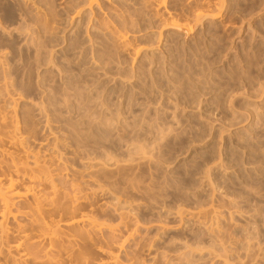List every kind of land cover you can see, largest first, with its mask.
Listing matches in <instances>:
<instances>
[{
	"label": "rangeland",
	"instance_id": "1",
	"mask_svg": "<svg viewBox=\"0 0 264 264\" xmlns=\"http://www.w3.org/2000/svg\"><path fill=\"white\" fill-rule=\"evenodd\" d=\"M0 134L98 237L0 264H264V0H0Z\"/></svg>",
	"mask_w": 264,
	"mask_h": 264
},
{
	"label": "bare ground",
	"instance_id": "2",
	"mask_svg": "<svg viewBox=\"0 0 264 264\" xmlns=\"http://www.w3.org/2000/svg\"><path fill=\"white\" fill-rule=\"evenodd\" d=\"M95 0H89V2L92 4L93 2H94ZM169 19L171 20L170 21V23H169V25L171 26V27H173V28H176V29H182V28H185L186 26H187V24H182V23H180V22H178V20H176V19H173V17L171 16V15H169ZM1 119H3V118H1ZM3 121H5L4 119H3ZM10 134V133H9ZM9 134H7V137H9L10 135ZM1 135V134H0ZM6 135V134H5ZM15 136V135H14ZM1 137H3V138H5L4 136H2L1 135ZM0 137V138H1ZM6 137V138H7ZM11 138L13 137V136H10ZM6 138H5V140H6ZM10 138V140H12V139H14V138H12L11 139ZM7 139H9V138H7ZM15 139H16V137H15ZM18 139V138H17ZM16 139V140H17ZM0 140H2V139H0ZM4 140V141H5ZM9 140V144H10V142L12 143V142H15L16 140H12V141H10ZM20 140V139H19ZM18 140V141H19ZM7 141V140H6ZM18 141H16L18 144H20ZM2 143V142H1ZM4 143V142H3ZM14 144V143H13ZM2 145V144H1ZM19 145H17V147H18ZM4 147V146H3ZM11 147V146H10ZM20 147H21V145H20ZM0 148H2V147H0ZM12 148H14V146L12 145ZM16 148V147H15ZM17 149H19V148H17ZM22 149V148H21ZM5 150H7V149H5ZM5 150H3V149H0V152H1V157L3 156L4 157V160H1L0 161V173L1 172H3V173H7L8 175H9V177L7 178V177H5V180H7V182L6 181H4V174L2 173V179H1V176H0V184H2L3 183V185L2 186H4V183L6 182V184H5V186L4 187H2L1 186V188H0V224L2 225V227H4V231L3 232H10V230H12L13 228H14V230L16 229V231L18 232L17 233V235L16 236H18L17 237V241H16V243L14 244V245H12V246H10V248H9V251L10 252H14V253H17V254H19V256H21L22 258H24V262H25V260L26 259H28V257H29V254H31L30 252L27 254V253H24L25 251V249H24V247H26L25 245H26V242L27 241H31L32 242V240L33 241H35L34 242V244H32V245H34V246H36L37 244L36 243H38L39 244V242H42V241H39V242H37L36 241V239L34 238V237H38L40 240H50L51 241V243L53 244V243H55L56 242V239L58 240L59 239V237H60V232L62 231V230H64V235H65V230H66V233H67V230L68 231H73L74 230V235L73 236H76L77 238H75V240L77 239H79L78 241H83V243H85L86 245H93V244H95L96 243V240L98 239V237H97V235H96V227L93 225V222L90 220V218L87 216V215H84V214H82L80 217H71V218H68V219H65V220H62L61 219V217H59V220H56L55 218L57 217L55 214H54V217H53V213L55 212L56 214H57V212H58V210H63L64 208H63V205H60L59 204V202L57 201L58 199H56V198H58V195H57V186L56 187H54V186H51L52 187V194L50 195V196H52V195H55L54 197H52V198H50L49 196H46L45 194H47L48 193V191H47V193H45V191H46V189H44L45 191H43L42 192V190H40V192H42V194H44V195H40V193H37L36 192V188H35V185L33 186V185H30V186H27V187H25L24 185H21V186H23V187H25L24 189H22V188H20V183H19V179H21L20 178V176H21V174H23V175H27V173H25L26 171L27 172H29V170H26V167L28 168V166H25V165H27V161L25 162V161H23L24 163H26V164H24V165H22L23 163H22V158L20 159L19 157H16V159L17 158H19V159H17V160H15V157L12 155V154H15V153H10V152H8V151H5ZM20 150V149H19ZM9 151H11V150H9ZM14 151V150H13ZM12 151V152H13ZM15 152V151H14ZM18 156H21V155H18ZM2 157V158H3ZM16 161H21V165L22 166H20L19 164H20V162H16ZM36 163H37V161H36ZM39 163V162H38ZM38 163L36 164V166H37V168H38ZM3 165L4 166H6L7 167V172H4L5 170L4 169H6V167H3ZM25 167V169H24V167ZM36 166H35V168H36ZM40 166H41V169L39 170V171H37L38 169L36 168L35 169V172H33L34 171V168L33 169H31L30 171L31 172H33L32 174H30L29 175V178H30V181L31 180H34V179H42L43 178V180L44 179H49V180H51L53 177L51 176V174H50V172H49V169H47V168H49V167H46V165L44 166L43 164L41 165L40 164ZM39 166V167H40ZM2 167L4 168L3 170H2ZM43 167H44V169H43ZM47 171H46V170ZM26 170V171H25ZM30 172V173H31ZM36 172H38V173H36ZM34 173H36V174H34ZM6 174V175H7ZM29 174V173H28ZM1 175V174H0ZM4 175V176H3ZM22 175V177H24ZM27 177V176H26ZM52 177V178H51ZM3 180V181H2ZM49 180L47 181V183L49 182ZM2 181V182H1ZM21 181V180H20ZM44 182V181H43ZM22 184V183H21ZM43 184V183H42ZM53 184V183H52ZM28 185V184H27ZM44 185H45V183H44ZM46 186V185H45ZM37 187H39V185L37 186ZM44 187V186H43ZM40 189V188H39ZM51 189V188H50ZM38 191V190H37ZM51 191V190H50ZM57 196V197H56ZM56 197V198H55ZM50 198V199H49ZM16 202H20V203H23V204H25L26 206L28 205L29 206V210L27 211V207H25V209L26 210H24V211H21L22 212V214H26L25 216L26 217H28V218H30V223H29V226H28V224L27 225H25V224H23V225H25V226H28L27 228L25 227V226H22V224H17L16 225V227L17 228H15V227H12L11 229L9 228V227H7V226H9V225H7L6 226V222L9 220V218L11 217H14V219H16V218H18L17 216H18V214H16V213H14V209L16 208V206H15V204H16ZM58 202V203H57ZM24 205V206H25ZM59 205V206H58ZM15 207V208H14ZM56 207H58V209L56 208ZM59 207H61V208H59ZM66 209V208H65ZM64 209V210H65ZM57 210V211H56ZM16 212V211H15ZM24 212V213H23ZM59 212H61V211H59ZM58 212V213H59ZM21 214V213H20ZM21 214V215H22ZM59 215V214H58ZM59 216H61V214L59 215ZM16 217V218H15ZM63 217V216H62ZM31 224V225H30ZM20 225V226H19ZM86 225H92L93 227V232L92 231H85V230H83L82 228H81V226L83 227V226H86ZM11 227V226H10ZM71 229V230H70ZM96 229V230H95ZM100 229V228H99ZM92 230V229H91ZM13 231V230H12ZM16 231H15V233H16ZM61 232V233H62ZM6 233H4L5 235H6ZM14 232H12V234H13ZM62 233V234H63ZM7 234H9V233H7ZM33 234H35L34 235V237H33ZM61 234V235H62ZM94 234H95V236H94ZM10 235V234H9ZM59 235V236H58ZM63 235V236H64ZM63 236H61L60 238L62 239L63 238ZM64 237H66V236H64ZM35 240H34V239ZM32 239V240H31ZM60 240V239H59ZM67 240V239H66ZM69 240V239H68ZM27 242V244L28 243H31V242ZM44 242V241H43ZM46 242V241H45ZM71 242V241H70ZM58 241H57V244H56V246L58 245ZM47 243H45V245H46ZM50 244V243H49ZM24 246V247H23ZM38 246V245H37ZM40 246V245H39ZM54 246V245H53ZM52 246V247H53ZM41 247V246H40ZM40 247H38V248H34V249H38L39 250V248ZM58 247H60L59 245H58ZM57 247V248H58ZM45 248V247H44ZM52 249V248H51ZM59 250H61V249H59ZM1 251V250H0ZM36 251V250H35ZM10 252H8L10 255H11V253ZM22 252V253H21ZM60 252V251H59ZM64 252H66V251H64ZM63 252V250H62V253H64ZM13 253V254H14ZM49 253V252H48ZM8 254V255H9ZM50 254V253H49ZM28 256V257H27ZM46 256H47V253H46ZM50 256V255H49ZM10 257V256H9ZM12 258V257H11ZM20 258V257H19ZM22 258L20 259V260H22ZM30 258V257H29ZM32 258V257H31ZM47 258V257H46ZM33 259H34V257H33ZM36 259V258H35ZM40 259V258H39ZM48 260H49V257L47 258ZM29 260H31V259H29ZM28 260V261H29ZM51 260V259H50ZM23 261V260H22ZM27 261V260H26ZM40 261V260H39ZM42 261V260H41ZM44 261V260H43ZM47 261V260H46ZM46 261H44V262H46ZM38 262V260H36L34 263H36V264H40L41 262H39V263H37ZM54 262V261H53ZM50 263H52V262H50ZM55 263V262H54ZM58 263V262H57ZM42 264H44L43 262H42Z\"/></svg>",
	"mask_w": 264,
	"mask_h": 264
}]
</instances>
